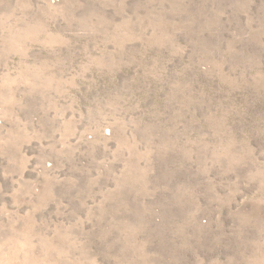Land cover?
Here are the masks:
<instances>
[{
    "label": "rangeland",
    "instance_id": "obj_1",
    "mask_svg": "<svg viewBox=\"0 0 264 264\" xmlns=\"http://www.w3.org/2000/svg\"><path fill=\"white\" fill-rule=\"evenodd\" d=\"M0 264H264V0H0Z\"/></svg>",
    "mask_w": 264,
    "mask_h": 264
}]
</instances>
